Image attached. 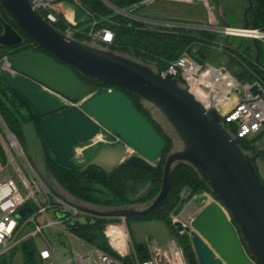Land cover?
<instances>
[{
  "label": "water",
  "instance_id": "obj_1",
  "mask_svg": "<svg viewBox=\"0 0 264 264\" xmlns=\"http://www.w3.org/2000/svg\"><path fill=\"white\" fill-rule=\"evenodd\" d=\"M247 2L244 29L250 26L253 7L252 0ZM0 8L10 22L0 12V48H19L28 38L41 50L9 55L7 61L18 75L7 71L1 78L45 119L42 136L58 166L80 173L96 168L109 174L122 164L153 171L166 141L123 90L140 99L167 135V128L173 134L168 135L173 148L166 156L162 187L151 201L118 208L91 206L54 185L44 167V174L39 173L59 197L104 217H147L168 196L176 169L187 166L221 203L204 205L191 221L193 251L186 255L188 264H264V184L253 165V154L241 148L216 113L207 115L180 81L162 77L156 66L109 47L68 38L45 21L29 0H0ZM251 42L255 63L264 69L259 43ZM79 76L114 89L93 92ZM63 100L79 102L80 108H68ZM101 133L116 135L120 142L103 146L84 165L77 164V148ZM128 151L132 155L125 160ZM27 211L30 208L24 207L19 215ZM94 225V220L86 218L71 223L73 228ZM174 228L178 233L185 231L179 222ZM137 249L142 251L143 244Z\"/></svg>",
  "mask_w": 264,
  "mask_h": 264
},
{
  "label": "built area",
  "instance_id": "obj_2",
  "mask_svg": "<svg viewBox=\"0 0 264 264\" xmlns=\"http://www.w3.org/2000/svg\"><path fill=\"white\" fill-rule=\"evenodd\" d=\"M72 1L83 10L79 0ZM29 2L49 24L55 27L62 22L66 27L63 33L68 38L76 39V35L85 36L91 43L103 47H111L115 42V35L111 30H95V23L90 32L80 31L78 23L67 17L66 12L59 7L63 1L29 0ZM124 14H128V18L132 17L131 19L149 29H164L170 32L181 30L215 32L227 38L255 39L264 47V29L251 26L244 29L230 26L219 28L160 23L141 19L129 13ZM192 51L203 60H195L191 56ZM214 52L223 53V48L215 44L213 47L205 48L204 43L195 42L177 60L167 63L162 70H159L160 74L162 77L169 76L180 81L207 115L216 113L219 116L225 128L237 141L252 140L264 133V83L241 80L239 74L248 72L252 75V70L243 62L236 67L237 73L230 70L226 64L215 66L205 62L204 59L213 56ZM8 56L5 55L0 59V76L7 71L12 76H17L18 74L7 61ZM63 101L68 108H80L79 102ZM102 134L103 140L90 144L105 146L120 142L116 135ZM0 148L5 159L4 162L0 158V261L24 244L32 242L37 250L39 264H188L185 251L177 240L161 245L155 240L147 239L143 243V250L139 251L137 245L140 243H136L133 238L128 217L96 215L59 197L29 162L20 142L8 129L1 115ZM18 156L24 158L30 171V179L19 165ZM186 193L188 191H184L183 196L189 195ZM213 198L196 197L195 200H199V203H195L194 210L185 209L180 215L172 216L173 225L179 222L185 229L179 233L180 235L187 236L192 242L194 230L191 221L200 209L210 202L221 205L216 198ZM24 207L30 208V211L20 216L19 212ZM49 213L53 214L55 219H50ZM38 217L41 218L40 222L37 221ZM80 218L94 220L95 225L92 227L99 230L98 234L108 250L72 234L71 223ZM48 229L61 230L68 236L72 247L71 259L65 262L60 260V255L46 233ZM186 229L189 231L187 232ZM75 240L85 248L84 251L79 252L76 249ZM143 251L148 255L146 260L140 259L139 254Z\"/></svg>",
  "mask_w": 264,
  "mask_h": 264
},
{
  "label": "trees",
  "instance_id": "obj_3",
  "mask_svg": "<svg viewBox=\"0 0 264 264\" xmlns=\"http://www.w3.org/2000/svg\"><path fill=\"white\" fill-rule=\"evenodd\" d=\"M61 1L73 2L72 0H58V2ZM105 1L114 9L133 15L138 9L137 6L146 0ZM79 2L86 14V21L84 23L88 24V27L84 30H81V24H78V29L80 31L84 33L90 32L94 23L95 30H111L115 35V42L109 47L111 51L128 55L144 63L156 65L159 67V70H162L167 63L177 60L182 53L195 42L204 43L205 48L213 47L214 44L220 46L214 43L215 36L213 33L201 31L195 34L189 30L170 32L164 29H149L147 26L131 18L122 17L101 0H79ZM252 2L253 7L248 15L249 24L253 28L264 29V0H252ZM0 12L5 21L10 23L1 8ZM238 20L240 24L243 25V20ZM55 27L61 32L66 30L62 22ZM2 31L3 29L0 26V34H2ZM76 39L91 43L85 36L76 35ZM232 39V43L228 38L224 40L225 42L223 46H221L223 48V54L229 56V61L233 62L236 66H239L240 62L246 64L264 82V69L255 63V50L251 40L245 38ZM29 45L36 46L31 40L25 38V42L22 46L17 48L15 53L17 54L31 49ZM259 46L262 55L261 44H259ZM8 50L9 49L0 48V54L10 55ZM203 57H205V55ZM261 60L263 63V56ZM250 76L248 72H244L242 76L240 74L238 75L241 80L249 78L250 81H252ZM79 77L83 80L84 84L91 86L93 92L97 93L114 89L109 88L103 83H96L82 78L81 76ZM2 82L0 76V115L3 121L8 129L16 136L25 151L29 145L28 138L30 134H33L31 132L33 131L39 137L43 147L41 156L43 162L46 163L48 173L54 185L59 186L71 198L99 208H118L145 204L158 195L162 187L164 160L172 150L173 142L162 127L146 112L140 99L134 96L130 91L123 90L132 100L135 107L152 122L156 130L166 141V148L158 165L151 172L135 166L122 164L109 174L96 168H91L80 173L62 168L54 162V158L41 132L45 119L38 116L26 100L10 91L5 83H3V86ZM262 138H264V133L252 140H238V144L244 151L254 152L256 145ZM0 152H2L1 148ZM262 158L264 159V152L262 153ZM199 189H206L210 192L209 186L201 181L191 168L181 166L174 172L172 187L160 207L147 217H128V224L132 220H148L152 217H156L158 220L169 224V229L173 231V234L179 241H184L188 237L180 235L174 228V225L168 221L169 212H172L182 204L181 193L184 191L195 193L199 191ZM91 228L93 227L73 229L79 234V237L94 243V239L100 238V235L87 233ZM241 242L243 246H245V242ZM99 247L108 250L105 244ZM183 249L186 255L192 251L190 245L183 247ZM21 251L24 264H39V262H37V250L32 242L24 244L21 247ZM139 256L141 260H146L148 258L145 251L141 252ZM6 262L7 258L2 259L0 264H7Z\"/></svg>",
  "mask_w": 264,
  "mask_h": 264
},
{
  "label": "rangeland",
  "instance_id": "obj_4",
  "mask_svg": "<svg viewBox=\"0 0 264 264\" xmlns=\"http://www.w3.org/2000/svg\"><path fill=\"white\" fill-rule=\"evenodd\" d=\"M204 2L207 3L208 9H210V11L212 12L214 11V13L218 16V24H219L218 27L219 28H222L224 26H230L233 28H243V25L240 24L238 19L243 20L244 12L248 9V2L246 0H221L219 2H217L216 0H205ZM143 3L137 6L138 9L133 14V16L141 18V19L149 20L152 22L178 23V24H186V25H194V26H202V27L211 26L209 25L210 15L201 1H195L194 4L192 5H187L184 3H174V2H170L166 0H155L153 2H150V0H146ZM68 5H71V8L76 12V22L78 24H81V27H80L81 30L86 29L88 27V24L84 23L86 21L85 12L75 2H68ZM109 7L113 9L116 13L120 14L122 17L126 18L129 16L128 14H124V12L122 11L114 9L111 5ZM235 12L238 13V15ZM192 32L196 34V33H200L201 31L192 30ZM213 34L215 36L214 43H217L220 46H223V43L225 42L224 40L227 39V37H224L221 34L215 33V32H213ZM228 40L231 43L233 41L232 38L230 39L228 38ZM29 48L33 49L32 45H29ZM261 49H262V56H263L262 64L264 65V47L262 45H261ZM190 53H191V56L195 60H198V61L203 60V58H199L198 56H196L193 53V51ZM5 55L6 54H2V55L0 54V59ZM204 61L210 64H213L215 66H219L222 63L226 64L230 70H233V67L235 68L236 66L235 64H233V62L229 61V56L223 53H218V52H214L213 56L211 57L209 56L208 58H205ZM250 77L252 81H250L249 78H246V80H243V81L245 82L260 81L264 83L260 79V77L256 75V73L253 70H252V75ZM3 83L4 82H2V84ZM155 117L159 120L160 123L164 122L157 115H155ZM1 130L3 132L2 128ZM166 132L168 133V135L173 136L172 132L168 130V128L166 129ZM31 133L33 134H30L28 138L29 145L26 151L24 148L23 149L26 152L25 155L27 159L32 164L34 169L38 172L42 171L44 174V167H46V163L43 162V158L41 156L43 147L41 145L39 137L33 131ZM101 138L102 140L104 138L102 133H101ZM257 145H259L260 148L264 149V138H262L258 142ZM103 146L104 144L102 145L97 144L94 146H92L91 144H86V145L79 146L77 148L75 162L79 165H84L88 160L93 158ZM131 155H132V152H129L128 156H131ZM0 158H2V161L5 162L2 152H0ZM17 161L19 165L21 166V168L23 169L24 173L30 179V171L28 167L26 166L24 158L18 156ZM158 163L156 164V166L158 165ZM262 178L264 181V170L262 171ZM188 193H189L188 196H183V193H181V201H182L181 203L182 204L176 209H174L172 212H169L168 221L171 222L172 224H173L172 216L180 215L185 209H189V210L195 209V203H199V200H195L196 197L213 198V195L206 189H199V191L195 193H191L188 191ZM188 193H186V195ZM193 200H195V202ZM49 216H50V219H55V216L53 214L49 213ZM37 221L40 222L41 218L38 217ZM168 226L169 224L158 220L156 217H152L151 219H148V220H132L129 223L131 233L136 243L143 244L146 242L147 239H150V240H155L161 245H166L171 240H177L180 243V245H182L183 247L190 245L193 251V245L190 239L187 238L184 241H181V240L179 241L178 238H176L175 235L173 234V231L169 229ZM98 231H99L98 229L91 228L89 229L87 233L99 235ZM71 232L75 236L79 235L78 233L74 231V229H72ZM46 233L49 236L52 243L54 244L56 251L60 255V260L65 262L71 259L72 258V247H71V243H70L68 236L61 230L55 231L53 229H48ZM94 243L97 244L98 246H103L104 244L102 238L94 239ZM74 245L76 246V249L79 252H82L85 250V248L82 247L77 240L74 241ZM6 258H7V262H6L7 264H24L21 248L11 253L10 256ZM6 258H3V259H6ZM37 262H39L38 257H37Z\"/></svg>",
  "mask_w": 264,
  "mask_h": 264
},
{
  "label": "crops",
  "instance_id": "obj_5",
  "mask_svg": "<svg viewBox=\"0 0 264 264\" xmlns=\"http://www.w3.org/2000/svg\"><path fill=\"white\" fill-rule=\"evenodd\" d=\"M153 1H155V0H150V2H153ZM166 1L174 2V3H184L187 5H192V4H194L195 1H201L204 4V7L207 9V11L210 15L209 16V20H210L209 25L216 26V27L219 26L218 16L214 13V11L212 12V11H210V9H208L207 3L204 2L205 0H166ZM59 7L66 12L67 17L71 18L74 22L76 21V12L71 8V5H68V2L63 1L62 3L59 4ZM236 14L238 15V13H236ZM236 67L237 66H235V68L233 67V70L235 72L237 71Z\"/></svg>",
  "mask_w": 264,
  "mask_h": 264
},
{
  "label": "flooded vegetation",
  "instance_id": "obj_6",
  "mask_svg": "<svg viewBox=\"0 0 264 264\" xmlns=\"http://www.w3.org/2000/svg\"><path fill=\"white\" fill-rule=\"evenodd\" d=\"M217 2L221 1V0H216ZM247 1V0H246ZM32 50H35L36 52H41V50L36 47V46H32ZM17 50V48L15 49H9V53L10 55H15V51ZM18 54V53H17ZM264 152V149L260 148L259 145H256V149L254 152L251 151V153L253 154V165L256 169L257 175L260 179V181L264 184L263 178H262V171L264 170V159L262 158V153Z\"/></svg>",
  "mask_w": 264,
  "mask_h": 264
},
{
  "label": "bare ground",
  "instance_id": "obj_7",
  "mask_svg": "<svg viewBox=\"0 0 264 264\" xmlns=\"http://www.w3.org/2000/svg\"><path fill=\"white\" fill-rule=\"evenodd\" d=\"M102 138H101V134L98 135L94 140H93V143H96L97 141H101ZM131 152V151H128L127 154L125 155V160L128 159L130 156H128V153Z\"/></svg>",
  "mask_w": 264,
  "mask_h": 264
}]
</instances>
